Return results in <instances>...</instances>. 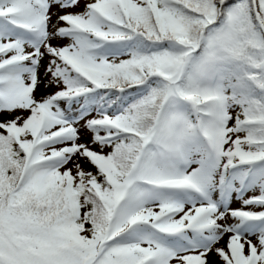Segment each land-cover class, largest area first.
<instances>
[{"label": "snow or ice", "instance_id": "6c2138e0", "mask_svg": "<svg viewBox=\"0 0 264 264\" xmlns=\"http://www.w3.org/2000/svg\"><path fill=\"white\" fill-rule=\"evenodd\" d=\"M0 264H264V0H0Z\"/></svg>", "mask_w": 264, "mask_h": 264}]
</instances>
